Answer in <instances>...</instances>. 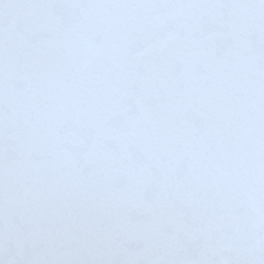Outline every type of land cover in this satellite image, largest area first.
Returning <instances> with one entry per match:
<instances>
[{"label": "snow or ice", "instance_id": "6c2138e0", "mask_svg": "<svg viewBox=\"0 0 264 264\" xmlns=\"http://www.w3.org/2000/svg\"><path fill=\"white\" fill-rule=\"evenodd\" d=\"M0 264H264V0H0Z\"/></svg>", "mask_w": 264, "mask_h": 264}]
</instances>
